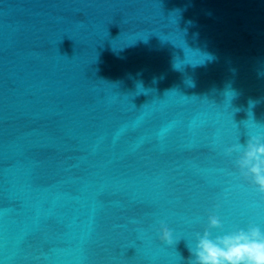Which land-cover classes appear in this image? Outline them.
I'll list each match as a JSON object with an SVG mask.
<instances>
[{"label": "water", "instance_id": "water-1", "mask_svg": "<svg viewBox=\"0 0 264 264\" xmlns=\"http://www.w3.org/2000/svg\"><path fill=\"white\" fill-rule=\"evenodd\" d=\"M256 134L264 0H0V264H189L264 229L229 152Z\"/></svg>", "mask_w": 264, "mask_h": 264}, {"label": "clouds", "instance_id": "clouds-1", "mask_svg": "<svg viewBox=\"0 0 264 264\" xmlns=\"http://www.w3.org/2000/svg\"><path fill=\"white\" fill-rule=\"evenodd\" d=\"M250 105L254 106V102ZM232 151L240 153L235 166L247 170L241 171V175L264 195V134L249 135L245 143L238 141L229 149ZM208 222L209 228L221 227L217 215H210ZM160 231V239L172 245V231L163 222ZM188 248L191 253L189 264H264V229L258 224H249L246 228L238 227L214 237L206 229L203 234L197 233L195 244H188Z\"/></svg>", "mask_w": 264, "mask_h": 264}]
</instances>
